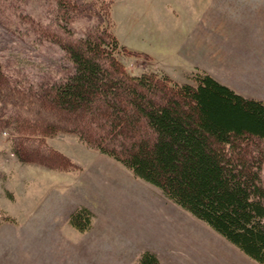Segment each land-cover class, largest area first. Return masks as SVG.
Returning a JSON list of instances; mask_svg holds the SVG:
<instances>
[{
    "label": "rangeland",
    "instance_id": "obj_1",
    "mask_svg": "<svg viewBox=\"0 0 264 264\" xmlns=\"http://www.w3.org/2000/svg\"><path fill=\"white\" fill-rule=\"evenodd\" d=\"M112 14L120 42L150 55H123L133 74L182 84L207 72L264 100V0H115ZM90 24L59 18L55 0H0V63L21 83L62 80L74 64L53 34L84 37ZM17 136L0 129V264H139L146 250L162 264H260L75 134L45 138L77 164L70 171L21 160ZM261 174L264 184V164ZM82 206L92 213L85 231L70 223Z\"/></svg>",
    "mask_w": 264,
    "mask_h": 264
},
{
    "label": "trees",
    "instance_id": "obj_2",
    "mask_svg": "<svg viewBox=\"0 0 264 264\" xmlns=\"http://www.w3.org/2000/svg\"><path fill=\"white\" fill-rule=\"evenodd\" d=\"M55 1L59 18L93 24L84 37L62 27L53 34L74 64L62 80L21 83L0 63V129L18 135L17 156L73 170L71 157L45 139L73 133L264 264V100L238 93L207 72L182 84L155 71L133 74L123 55H150L119 41L115 0ZM91 219L82 206L70 223L85 231ZM139 264L162 262L146 250Z\"/></svg>",
    "mask_w": 264,
    "mask_h": 264
},
{
    "label": "crops",
    "instance_id": "obj_3",
    "mask_svg": "<svg viewBox=\"0 0 264 264\" xmlns=\"http://www.w3.org/2000/svg\"><path fill=\"white\" fill-rule=\"evenodd\" d=\"M118 37V36H117ZM119 41H120V38L118 37Z\"/></svg>",
    "mask_w": 264,
    "mask_h": 264
}]
</instances>
